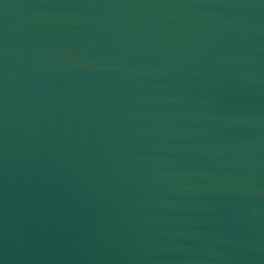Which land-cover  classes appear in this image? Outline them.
I'll return each instance as SVG.
<instances>
[{
	"label": "water",
	"instance_id": "water-1",
	"mask_svg": "<svg viewBox=\"0 0 264 264\" xmlns=\"http://www.w3.org/2000/svg\"><path fill=\"white\" fill-rule=\"evenodd\" d=\"M0 264H264V0H0Z\"/></svg>",
	"mask_w": 264,
	"mask_h": 264
}]
</instances>
